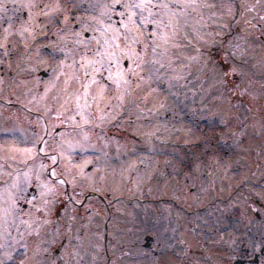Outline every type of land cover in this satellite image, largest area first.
I'll list each match as a JSON object with an SVG mask.
<instances>
[{"label":"rangeland","instance_id":"1","mask_svg":"<svg viewBox=\"0 0 264 264\" xmlns=\"http://www.w3.org/2000/svg\"><path fill=\"white\" fill-rule=\"evenodd\" d=\"M40 1L45 5L43 10L48 12L50 10L55 18L68 10L64 5L68 1L65 0ZM80 2L78 0L77 4ZM255 2L256 0H249L251 11L245 12L242 9V0H173L171 5L174 3L176 5H165L166 9L170 7L168 24L176 25L180 22L177 25L178 30L181 27L182 32L190 31L192 35L188 39L183 33L184 39L179 42L177 40L179 37L172 35L175 31L174 25L170 31L164 33V37L155 35L153 40L141 41L145 47L157 49L158 56L124 55L114 60L112 58L95 60L93 55L86 53L90 44L85 43L84 40L80 42L83 50L81 56L70 57V53L63 49H60L58 54L56 51L51 55L53 43L47 41L45 33L40 35L33 32V26L24 24L23 30H30L33 38H27L20 33L19 38H23L25 43L19 45L11 63L12 74L21 75L23 91L18 89L19 81L14 82L12 77H3L0 73V215H3L0 221V232H2L0 233V264H17L18 257L19 264H61V260L68 256L71 261L73 257L79 262L84 256V248L87 249L86 264H97V254H100L99 258L103 260L100 264H233L231 258L233 253L243 255L244 247H250L251 244L254 248L260 236L264 241V208H258L259 200L264 205V26L260 31L255 27ZM133 6L130 3L131 11ZM138 6L145 12L147 7L144 4L139 2ZM262 8L264 10V3ZM262 12L264 14V11ZM188 19H194V24L186 21ZM20 20H24L23 15ZM213 24L215 30H210ZM214 35L215 41L212 37ZM40 36H46V39L43 41ZM27 42L30 44L27 45ZM61 42L62 40H56L55 43L61 46ZM42 43L49 48L50 56H31ZM114 45L116 50L123 51L130 47L129 43L122 44L117 41ZM65 48L68 50L66 46ZM211 48L216 50L230 48L236 55L238 53L244 55L237 57L233 56V52H229L234 62L232 66L229 64L231 66L229 72L235 74L234 78L236 77L239 83H229L231 88L225 86L226 64L222 57L221 61L218 57L219 60L213 64L210 58ZM169 49L172 51L183 49L186 56L178 63L176 60L179 59L175 56L170 57L171 61H169L163 55L167 54ZM24 52L28 53L27 56ZM49 57H51L50 61ZM139 59L134 75H138V81L142 80L147 84H150V80L158 78L159 74L165 77L175 75L177 78H187L182 73V66L184 69L187 68L188 73L194 78L196 77L193 73H197L212 93L208 102L204 101L203 94L198 101L204 105L211 103L212 100L213 110L211 107L206 110L205 107L203 114H209L210 118L216 117L215 124H211L213 130L218 124L221 125L222 117L226 118L224 126H220L222 133H217L219 136L214 133L215 137L211 138L216 145L223 144L224 140L226 142L231 139V142L225 144L226 148L211 147L213 152L209 157L199 154L197 175L191 180L189 189L196 190L201 186L199 193L208 204L214 203L211 197L218 193L232 195V202L229 205L235 208L231 217L235 222L230 224V231L231 236L234 237H231V241L225 242V246L232 252L230 257L222 256L228 251L226 247H221L224 239L213 233L217 224L226 223L223 203L216 206L219 216L213 211L209 212L210 209L208 213V208L206 211L198 210L201 208L198 194L194 193L193 196L186 194L188 188L183 182L176 190L177 184H174L173 179L164 180L162 177L168 178L166 175L162 177L156 175L155 167L149 173L147 171L143 173L149 175V182L154 181L152 186L146 188V193L153 192L156 195L149 198L154 203L162 202L166 200V193L174 197L176 193L180 196L181 191L184 194V202L191 207L183 218L186 226L182 234L180 233L183 239L175 242V238L170 237L171 226H166L170 224L172 214L175 218L178 217L176 210L170 207L172 210L169 209L162 223L154 227V236L162 243L159 247L155 239L151 242V246H156L152 249L159 247L157 251L136 247L135 253L138 254L134 259L129 257L128 251L119 255L117 243L106 245L104 239L101 242L102 237L98 234L97 227L107 225L108 207L103 211V215H99L105 205L99 200H92L95 194L106 190H99L97 186L100 187L99 184L102 182L115 183L116 196H126L132 188L138 187L143 190L145 187L135 184L137 183L133 176L135 163L131 162L134 153H130V149L126 147L124 150L129 152L119 153L121 145L113 136L100 137L98 129L106 126V123L116 122L114 118L109 117L111 109H106L104 113L100 111L104 109L101 107L104 105L107 107L112 103L98 104L99 101L94 99L97 98L98 92L104 93L107 98L109 96L110 89L102 86L103 84L99 85L100 81H114L120 78L121 82H125L130 70ZM113 61L116 66H112ZM126 61L130 62L129 68L123 65ZM48 62L49 64L55 62L57 66L49 68ZM6 63L11 70L10 60ZM101 65L107 70L99 72L98 67H102ZM42 71L50 72L48 79L41 76ZM144 71L148 74H142ZM188 85L195 86L196 81L188 79L185 83L183 79L178 88L184 89ZM224 86L227 89H224ZM192 89L190 87L185 89L186 98L194 96ZM144 90L145 96L152 97L156 105L148 106L147 118L150 117L152 121L147 119L149 122L139 127L137 137L162 142V138H158L156 133V130L161 129L160 113L165 106H176L178 101L166 103L165 94L157 89ZM228 91L230 95H227ZM227 97H231V103L229 98L225 99ZM236 97L242 100H236ZM187 102L190 101L185 99L181 103L189 105L186 104ZM190 105L193 106L192 103ZM160 106L162 109L159 108ZM36 112L41 116L33 114ZM47 118L54 120L52 129L51 123L46 121ZM44 119L46 120L43 121ZM163 125L166 133L177 134L179 131L178 133L183 136V144L197 142V139L200 141L208 139L203 137L204 132L191 131L190 124L182 125L180 122L168 121L166 116ZM91 128H94L95 133ZM66 130L70 133L65 134ZM192 134L194 137L190 136ZM103 140L108 144L102 143ZM87 148H90L92 153H87L85 150ZM162 151L164 150L153 152ZM227 152L228 156H226ZM115 155L119 160L117 162H122L120 166L118 164L119 167L111 162H105L111 161ZM136 170L140 173L142 171L138 168ZM57 177H63L64 180H57ZM207 187L209 189L205 191ZM84 199L88 202L86 205L77 204L82 203ZM205 204L204 201L202 206ZM162 205L155 204L152 206L153 210L146 211L136 205L128 210L126 204L119 202V207L117 205L113 212V215L117 213V217L112 220V225L114 224L113 234L110 235L112 244L116 239L118 243H126V232L131 231L135 235V237L133 235L134 241L145 242L144 246L150 220L160 219L155 209L160 213L165 211V203ZM89 207L92 208V212ZM127 211L131 213L133 211L135 215L132 217ZM15 214L17 216L14 221L11 216ZM212 216L214 217L210 219ZM15 222H18V225ZM196 222L200 223L199 227H193ZM130 225H137L135 232L129 229ZM120 226L123 228L119 229ZM64 236L68 237L66 246L62 245ZM79 236L81 244L73 239L76 237L80 239ZM245 237H249L248 242ZM96 243H101V248L97 249ZM55 245L60 247L59 251L65 247L64 250L70 254L67 256L64 250L61 253L56 252ZM71 264L80 263L72 261Z\"/></svg>","mask_w":264,"mask_h":264}]
</instances>
